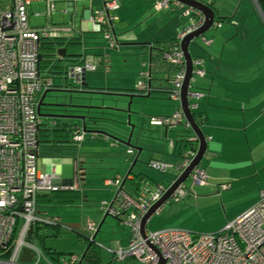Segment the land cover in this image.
<instances>
[{"label": "built area", "instance_id": "2783aa9c", "mask_svg": "<svg viewBox=\"0 0 264 264\" xmlns=\"http://www.w3.org/2000/svg\"><path fill=\"white\" fill-rule=\"evenodd\" d=\"M31 1L0 0V264H89L84 260V250L82 253L60 255L41 248L33 240L43 225L59 228L57 221L39 214L38 199L59 190L75 189L78 183L76 163L74 178L70 183H63L58 173L44 171L39 167L40 135L42 131L46 132L47 124L39 115L38 103L41 96L54 87L53 77L48 71L42 73L43 68H40V42L76 36L78 30L67 22L46 21L40 26H31L28 9ZM41 1L45 3V16L50 19L57 0ZM86 1L91 9L89 19L94 32L109 48H117L114 32L116 16L112 11L117 9L120 0H100L97 7H92L93 0ZM253 2L264 20V12L257 0ZM171 5L181 11L186 22L163 53L167 62L163 67L167 86L161 90L169 99L177 101L178 106L170 114L150 115L148 123L164 128L179 123L185 131H191L180 104V92L186 74L181 40L200 28L205 16L201 11L178 0H155L153 8L160 11ZM220 24L221 21L212 22L215 26ZM199 36L204 43L209 42L203 34ZM191 63L187 99L192 112L202 93L192 89L191 83L196 77L202 76L204 70L200 57L191 56ZM141 66L144 68L139 71L134 90L147 96L155 90L151 85L153 66L149 57L141 62ZM94 69L95 65L85 59L68 64L62 73L67 81L64 88L83 91V75ZM58 87L62 88L63 85ZM70 128L73 140H81L85 134L81 123L75 120ZM182 136L189 145L180 149V162L173 164L156 158L148 160V166L161 173L175 169L171 181L163 183L160 180H148L144 176L134 177L131 173L105 180L106 185L114 187V192L109 199L101 201L99 211L103 216L110 215L130 225L131 233L126 246L116 249L105 247L111 258L101 264L129 259H135L139 264H264V190L260 192L257 202L219 231L195 233L175 227L156 231H148L146 228L141 230L142 217L161 199L197 153V136L193 132H186ZM126 151L131 153L133 149L129 146ZM187 178L194 184L204 185L207 175L198 164ZM125 179L134 185L133 192L123 187ZM222 187L228 185L223 184ZM186 193L187 188L182 182L164 203L169 200L178 201ZM164 203L156 207L153 213H159ZM98 226L97 223L87 222L86 229L90 233L83 237L94 241ZM30 227L32 233L28 236ZM95 244L99 248V244ZM24 249L30 255L28 260L21 259Z\"/></svg>", "mask_w": 264, "mask_h": 264}, {"label": "rangeland", "instance_id": "374dc122", "mask_svg": "<svg viewBox=\"0 0 264 264\" xmlns=\"http://www.w3.org/2000/svg\"><path fill=\"white\" fill-rule=\"evenodd\" d=\"M201 1L212 3L213 8L216 10L214 20L222 19V27L214 28L210 26L202 33L206 38L214 40L213 46H215L219 32L226 27H231L233 31L238 29L239 34L235 35L234 32V40L223 42L226 46L225 56H227L226 52L234 51L231 46L234 44L239 45L237 54H242L243 59L254 60L264 57V22L258 14L253 0ZM137 6L138 9H134V6L129 11L118 10L120 20L126 21L127 26H129L128 31L125 33L126 40L134 36L142 40H146L147 37L150 39L169 38L174 35L176 28L184 22L175 6L171 5L168 10L156 11L151 6L150 0H138ZM28 9L31 26H40L46 21L54 23L71 22L70 13L63 11L65 4L62 1L55 2V8L51 12L50 19L45 16L44 1L32 0ZM229 16H232L237 22L236 26L226 21ZM121 42L122 44H119L118 49L105 48L104 43H102L104 48L99 49L97 54L105 56L108 66L103 68V71L97 69L87 73L89 91H97V89L91 87L100 85L101 81L99 80L104 77V74H108L109 85L115 89L117 88L114 96L109 98L110 100L106 97V99H103L102 96L99 97L100 95L88 92V90L86 92L61 90L58 86L67 83L63 74L48 73L53 77L54 87L46 92L42 100L44 104L40 106V112L104 117L115 128L113 134L122 140H125L128 135L131 128L129 124L133 125L130 143L135 147H141L142 150L131 168V173L134 175L138 173L145 174L154 180L167 183L174 178L175 169H170L167 173H161L148 166V160L152 155H159L165 162L173 164L180 162L181 157L173 153V151L175 152V140L178 138L176 135L186 134V131L181 124H176L174 125L175 129L170 128L167 137H164V135H161L162 129L160 127L149 125L148 117L150 115H161L169 112L174 106V101L170 100L167 94L160 92H152L149 96L134 93V83L139 77L138 71L143 69L141 62L145 56L139 48L140 40ZM209 47L212 46L205 45L200 36L194 37L189 44V50L193 56L199 54L205 58H207L208 51H210ZM57 48L55 47V49ZM78 52H80V44H67V54H78ZM234 52L236 53V51ZM74 62L76 61L72 57L70 60L64 58L62 61H58L62 65L59 70L64 71L68 64ZM46 71V68H43L42 73H46ZM156 78L153 80V84L161 87L167 86L163 74L157 73ZM201 80V77H196L191 86L194 82L198 84ZM68 82L70 83V81ZM103 102L108 104L102 105L107 107L105 110L103 109L104 112H98L99 107H88ZM74 105H82L83 107ZM106 111H108V115L105 113ZM42 119L46 121V118ZM59 120L69 123L70 119L61 118ZM54 137L53 133L49 134V142H46L45 137H42L39 146L41 157L59 156L72 159L79 154L83 155L86 151L97 149L91 146L95 144H92L89 140L84 142H81V140L74 141L72 136L67 138V141L59 143L60 146H52L56 144ZM121 144V148L117 150L116 162L109 161L108 164V161H106V163H101L100 158L92 157L88 159L86 165H83L86 173L80 181V187L85 198H81V196L71 205H59L55 201L50 203L39 202V214L44 215L47 219L57 221L59 228L48 225L40 227L37 236L33 237L38 246L60 255L69 252L82 253L86 246V239L83 236L90 233L86 229L87 222L100 223L99 229L94 235V241L99 244L102 263H107L111 258L105 247L116 249L126 246L131 233L130 225L110 215L103 218V214L99 211L101 201L108 199L111 194L109 193L110 186H105L103 179L117 175L124 176L133 160L129 161L134 154L127 153V145ZM56 147L58 150H56ZM128 157L130 158L128 159ZM204 164V168H206L205 156L200 161L201 166H204ZM59 170L63 179L70 180L74 176L72 162L60 163ZM248 183L253 182H251V179H247L241 186H238L239 183H235L232 190H220L218 196H213L209 191L208 193H206L207 191L204 192L206 190L204 187L194 184L190 178H187L183 184L188 188L187 190L193 198L187 196L180 202L172 201L169 203L167 201L159 213H153L147 219L145 228L148 231H156L175 227L195 233L219 231L225 226L223 222L226 221L227 216L240 211L249 202L251 192H246L244 188ZM131 186H133L131 182L126 180L125 187L130 188ZM198 194H202L201 196L204 197L198 198ZM110 264H139V262L135 259H129L116 260Z\"/></svg>", "mask_w": 264, "mask_h": 264}, {"label": "crops", "instance_id": "0c3cea01", "mask_svg": "<svg viewBox=\"0 0 264 264\" xmlns=\"http://www.w3.org/2000/svg\"><path fill=\"white\" fill-rule=\"evenodd\" d=\"M57 1L64 2L65 9L63 11L69 12L71 16V22L69 23H72L74 27L78 30L76 38L72 39V42L80 44V52H78V54H72V58H74L76 62H80L84 59L91 61L95 65V69L92 71H96L97 69H102L103 71V68L108 66V63L105 59V56H100V54L97 53H99V49L103 47L102 43H104L105 48L108 46L100 38V36L96 32H94L92 28V24L89 19V16L91 14L89 3L86 0ZM150 1L151 6L153 7V3L155 0ZM137 2L138 0H120L117 9L112 11V14L116 16L114 32L117 37L118 46L117 48L111 49H118L119 44H122L121 41L126 42L140 40L139 48L142 50V53L145 56L144 59H147L149 57V52L153 44L165 42L175 37L177 35L178 30L185 23L186 19L181 14V11L176 7L181 18L184 19V22H182L176 28L173 36L165 39H150L147 37L146 40L138 39L137 36H134L131 37V39L127 38L126 40L125 33L126 31H128L129 26H127L126 21L124 22L120 20L118 10L123 9V11H129L134 6V9H138L139 7H136ZM99 5L100 0H93L92 7H97ZM166 10H168V8ZM213 10L215 16L216 10L214 8ZM128 17L127 19H129ZM213 21H222V19H213ZM226 21H228L231 25H237V22L232 18V16L227 17ZM211 26H213L214 28L222 27V22L220 26H215L212 24ZM233 33L235 35L239 34L238 29H236L235 31H233L231 27H226L222 29L216 37L215 46H213L214 40L211 38H207L209 42L204 44L212 46L209 47V50L211 52L208 51L207 58L199 54L196 55L202 59L201 66L204 70V74L202 76H198L202 78L201 82H199L198 84L197 82H194L191 87L192 89L198 90L202 93V95L197 99V107L192 110V113L200 115V118L202 119L200 128L202 129L206 137V150L204 154L206 168H204L205 164L204 166H201L199 163V165L204 169L207 175V179L204 185L199 186H202L206 189L204 192L207 191L206 193H208L209 191L211 195L218 196L220 190H232L235 183H239L238 186H241L247 179H251V182H253L248 183V185H245L244 187L246 189V192H251L249 202H247L246 206H244L240 211L231 214L230 216H227L226 221L223 222L224 225H226L237 215H239L244 210L252 206L255 202H257V200L259 199V194L262 191L261 189H264V57L254 60H249L247 58L243 59L242 54H237V48L239 47V45L234 44L231 46L234 51H236V53L234 51H228L226 52L227 56H225L224 51L226 46L223 42H225V40H234L235 36ZM119 38H121V40H119ZM66 46H59L58 48H66ZM64 58L70 60L71 57L65 56L61 59L63 60ZM92 71H86L84 79L86 83L88 81L87 73ZM157 73L163 74V68L153 67V80L157 79ZM108 79V74H104V77L99 80L101 81L100 85L91 87L93 89H97V91H89V86L88 84H86L85 86H83L82 92H86L88 90V92L100 95L99 97L102 96L103 99L107 98L108 100H110L109 98L114 96L115 91H117V88L115 89L111 87L109 85ZM153 80L151 82V85L155 88L153 92H160L166 94L161 90L163 87L153 84ZM134 93L141 95L135 90ZM172 101H174L173 108L169 112L163 113L161 115L170 114L178 106L177 101ZM95 105L96 107H99V109H97L98 112H104L103 109L105 110L107 107H103L102 105L108 104H105L103 102L102 104ZM105 113L107 115L109 114L108 111H106ZM98 118L99 121H97L95 124L89 123L90 126L103 128L111 133H114L115 128L109 121L103 119L104 117ZM101 118L102 120H100ZM173 126L174 125L166 128L160 126L157 127H160L162 129L161 135L167 137L169 129H175V126ZM186 132L190 133L192 132V130ZM43 134L44 131L41 132L40 142L41 139H43L42 137L46 138V136H44ZM182 135L184 134L176 135L178 138L176 137L177 139L175 140V146L173 145L175 149V152L173 151V153H176L178 157H181L179 139ZM57 138L59 137H54L53 139ZM60 139L63 140V138ZM86 140H89V142L95 144L91 146L97 149L86 151L83 155L79 154L77 157H73L72 159L70 157L59 156H53L51 158L41 157L40 150L38 148L39 167L44 171H54L58 173L60 175V178L62 176L59 170L60 163L65 161L72 162L73 170H75L76 163L78 183L77 188L75 189L79 191L80 197L82 196L81 198H85V196L82 195L84 193L81 192L80 187V181L83 179L86 173L83 165H86L88 159L92 157L100 158L101 163H106V161H108V164L109 161L116 162L117 150L118 148H121L122 145L120 142L108 138L106 135L103 134L85 133L81 139V142H84ZM65 141H67V139H65ZM128 147L129 146L127 145V148ZM56 149L58 148L56 147ZM132 149L133 151L129 154H134V156L132 158L128 157V159L130 158L129 161H131L132 159H136L142 150L141 147H132ZM151 158L162 160V157H160L159 155H152L149 159ZM74 174L75 171L73 172V175ZM126 174L129 173H127L126 171L125 175ZM140 176H144L148 180H154L153 178L145 174L140 173ZM73 178L70 180L61 178V180L63 183H70L72 182ZM106 179L110 178L103 179V184L105 186H110V198L114 192V187L111 185H106ZM126 180L129 179H125V181ZM125 181L123 187L128 191L133 192L134 185L130 188H127L125 187ZM223 184H227L228 187L223 188ZM51 194L52 193H49V195ZM202 194H198L197 197H204L201 196ZM187 196H191L188 190L187 193L180 200H182L183 198H187ZM191 198L193 197L191 196ZM180 200H169V203L172 201L180 202ZM52 201L56 202V200L54 199ZM40 202L50 203L46 201Z\"/></svg>", "mask_w": 264, "mask_h": 264}, {"label": "water", "instance_id": "95a60500", "mask_svg": "<svg viewBox=\"0 0 264 264\" xmlns=\"http://www.w3.org/2000/svg\"><path fill=\"white\" fill-rule=\"evenodd\" d=\"M179 2L187 5V6H191L199 11H201L204 16H205V21L204 23L201 25L200 28H198L197 30L189 33L188 35H186L182 40H181V49L183 51L184 54V58H185V64H186V74H185V79L183 82V85L181 87V92H180V104H181V108L182 111L185 115L186 120L188 121L189 125H190V129L192 130V132L197 136L198 139V149H197V153L195 155V157L193 158V160L189 163V165L184 169V171L177 177V179L168 187V189L166 190L165 194L161 197L160 200H158L146 213L145 215L142 217L141 220V230L143 231L145 229V223L147 221V219L153 214V211L155 210L156 207H158L159 205H161L162 203H164L169 196L171 195V193L173 192V190L182 182H184L187 177L189 172L192 170V168L196 165H198L202 159V157L205 154V150H206V139H205V135L202 131V129L200 128V126L196 123L193 113L191 112V110L189 109L188 106V99H187V91L189 88V81L191 78V71H192V63H191V53L189 50V44L191 42V40L194 37L199 36L200 34L204 33L205 30H207L214 19V10L213 8L209 5V3L200 1V0H178ZM56 54L62 58L65 56L68 57H72L73 55L71 54H67L66 53V48L65 47H60L56 50ZM41 54H38V61L41 59ZM85 74L83 75V82L82 85L85 86L87 83L85 82ZM61 90H66V91H77V90H72V89H66L64 88V85L62 88H60ZM45 96V93L41 96L39 103H38V111L40 110V106L43 105V98ZM145 96V95H143ZM149 96V95H147ZM77 107H83L82 105H74ZM88 107H96V106H88ZM39 115L43 118H47L50 119L51 124L53 125L52 128L50 129L49 127L46 128V133H47V137L45 139L46 142H49L50 140L49 138V134H50V130L53 133L55 130H60V131H64V130H68L70 126H72V122L70 123H65V122H59V119H70V120H76L78 122L81 123V126L83 128V131L85 133H95V134H103L106 135L108 138H111L113 140H116L120 143L126 144L128 146L137 148L133 145H131L130 141H131V135H132V131L134 126L130 125V130L128 132V135L126 137L125 140H122L118 137H116L113 133L107 131L106 129L103 128H98V127H93L90 126L89 123H93L95 124L97 121H99V118L97 117H91L88 116L86 117L85 115H67V114H50V113H41L39 111ZM105 119V118H103ZM102 120V118L100 119ZM55 141V145L52 146H60L59 143L63 142V140L57 138L54 140ZM58 150V149H56ZM51 158V157H49ZM136 159H134L131 163V165L129 166L127 173H131V168L134 165ZM104 218V217H103ZM102 218V220H103ZM100 226V223H99ZM98 226V229H99ZM98 231V230H97ZM32 233V227H30L29 232H28V236H30ZM28 255V251L26 249L23 250L22 254H21V259L22 260H28L29 259ZM162 264V263H161Z\"/></svg>", "mask_w": 264, "mask_h": 264}, {"label": "trees", "instance_id": "16d2710c", "mask_svg": "<svg viewBox=\"0 0 264 264\" xmlns=\"http://www.w3.org/2000/svg\"><path fill=\"white\" fill-rule=\"evenodd\" d=\"M257 2L264 12V1L257 0ZM209 5L212 7L211 3H209ZM74 38H76V36H70L68 38L61 37L55 39H47L40 42V54L42 57L40 60V68H46V70L49 73H54V74L63 73L62 70H59V68L62 67V65L58 63V61H62V59L56 54L57 49H55V47L66 46L67 44L73 43L72 39ZM174 40L175 37L165 42H159L153 44L149 52V59L153 67L163 68L166 66L167 62L163 56V53L168 50L170 44ZM194 119L196 123L200 126L202 121L200 115L194 114ZM43 135L47 137L46 132H44ZM53 135L55 137L63 138V141H65V139L72 136V128L64 131L55 130L53 132ZM187 145H189V142L185 140L184 136H181L179 139L180 149H184ZM139 176L140 173L134 175V177H139ZM79 197H80V193L77 189H64L53 192L51 195L49 194L43 195L38 199V201L51 202L54 199L59 205H71L77 199H79ZM52 227L58 229V227L56 226L55 227L52 226ZM84 251H85L84 260L86 261V263L101 264L102 261L100 256V250L94 241L86 240V246Z\"/></svg>", "mask_w": 264, "mask_h": 264}, {"label": "flooded vegetation", "instance_id": "af4514ba", "mask_svg": "<svg viewBox=\"0 0 264 264\" xmlns=\"http://www.w3.org/2000/svg\"><path fill=\"white\" fill-rule=\"evenodd\" d=\"M40 111H41V110H40ZM45 120H46V124H47L46 127H49V128L51 129V128H52V127H51L52 124H51V122H50V119H47V118H46ZM73 121H75V120H69V123H70V122H73ZM59 122L61 123L62 121L59 120ZM63 122H64V120H63ZM63 122H62V123H63ZM52 126H53V125H52ZM49 132H50V131H49ZM51 133H52V132H50V134H51Z\"/></svg>", "mask_w": 264, "mask_h": 264}]
</instances>
